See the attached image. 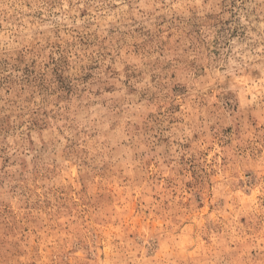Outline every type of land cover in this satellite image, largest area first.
<instances>
[{
  "label": "rangeland",
  "instance_id": "1",
  "mask_svg": "<svg viewBox=\"0 0 264 264\" xmlns=\"http://www.w3.org/2000/svg\"><path fill=\"white\" fill-rule=\"evenodd\" d=\"M0 264H264V0H0Z\"/></svg>",
  "mask_w": 264,
  "mask_h": 264
}]
</instances>
